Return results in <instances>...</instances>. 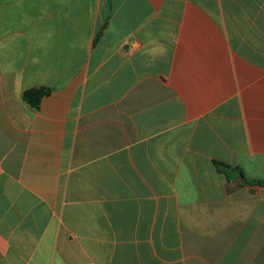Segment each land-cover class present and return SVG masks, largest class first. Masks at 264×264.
<instances>
[{
    "label": "crops",
    "instance_id": "0c3cea01",
    "mask_svg": "<svg viewBox=\"0 0 264 264\" xmlns=\"http://www.w3.org/2000/svg\"><path fill=\"white\" fill-rule=\"evenodd\" d=\"M0 264H264V0H0Z\"/></svg>",
    "mask_w": 264,
    "mask_h": 264
},
{
    "label": "trees",
    "instance_id": "16d2710c",
    "mask_svg": "<svg viewBox=\"0 0 264 264\" xmlns=\"http://www.w3.org/2000/svg\"><path fill=\"white\" fill-rule=\"evenodd\" d=\"M50 93H51V89H48V88L34 89L31 91H27L24 94V98H25L26 102H28L31 106L38 107L41 100L45 96H48ZM217 165H218V168L220 169V171H223L224 173H226L227 177L229 178L230 172L232 171V168L230 166L222 164V163H217ZM233 170L237 171V173L242 178V181H244L245 183L249 182L240 169H233Z\"/></svg>",
    "mask_w": 264,
    "mask_h": 264
}]
</instances>
